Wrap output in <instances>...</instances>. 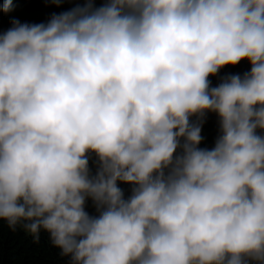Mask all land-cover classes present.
<instances>
[{
    "label": "clouds",
    "instance_id": "1",
    "mask_svg": "<svg viewBox=\"0 0 264 264\" xmlns=\"http://www.w3.org/2000/svg\"><path fill=\"white\" fill-rule=\"evenodd\" d=\"M242 60L250 71L210 86ZM0 220L48 233L69 264H264V0H83L13 20Z\"/></svg>",
    "mask_w": 264,
    "mask_h": 264
},
{
    "label": "trees",
    "instance_id": "2",
    "mask_svg": "<svg viewBox=\"0 0 264 264\" xmlns=\"http://www.w3.org/2000/svg\"><path fill=\"white\" fill-rule=\"evenodd\" d=\"M3 3L4 0H0V5ZM103 3L104 0H94V7H100ZM82 4L83 0H64L59 6L50 0H12L11 11H0V33L12 27L13 20L22 24L47 23L53 14H60ZM248 71L250 64L247 60L234 66L226 65L216 75L209 77L210 86H217L226 76L243 75ZM191 119L195 121L196 118ZM218 135V116L214 112H207L201 129L203 139L198 147L211 149ZM95 159L93 154L90 160L93 173L96 170ZM118 186L123 190L125 198L130 196L132 185L118 182ZM85 210L90 215H97L90 199L86 201ZM0 264H69V257L60 255V250L52 245L48 233L41 231L39 241H34L22 228L12 231L6 221L0 220Z\"/></svg>",
    "mask_w": 264,
    "mask_h": 264
}]
</instances>
